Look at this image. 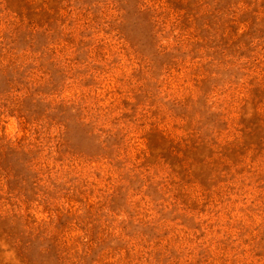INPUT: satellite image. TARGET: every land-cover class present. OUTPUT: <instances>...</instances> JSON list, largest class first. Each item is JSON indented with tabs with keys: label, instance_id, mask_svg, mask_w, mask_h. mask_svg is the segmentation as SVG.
Instances as JSON below:
<instances>
[{
	"label": "rangeland",
	"instance_id": "rangeland-1",
	"mask_svg": "<svg viewBox=\"0 0 264 264\" xmlns=\"http://www.w3.org/2000/svg\"><path fill=\"white\" fill-rule=\"evenodd\" d=\"M264 0H0V264H261Z\"/></svg>",
	"mask_w": 264,
	"mask_h": 264
},
{
	"label": "clouds",
	"instance_id": "clouds-1",
	"mask_svg": "<svg viewBox=\"0 0 264 264\" xmlns=\"http://www.w3.org/2000/svg\"><path fill=\"white\" fill-rule=\"evenodd\" d=\"M261 264H264V261H262Z\"/></svg>",
	"mask_w": 264,
	"mask_h": 264
}]
</instances>
